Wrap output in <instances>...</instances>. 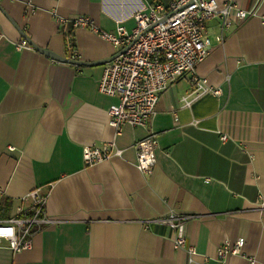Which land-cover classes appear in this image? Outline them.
I'll use <instances>...</instances> for the list:
<instances>
[{
    "label": "crops",
    "instance_id": "crops-1",
    "mask_svg": "<svg viewBox=\"0 0 264 264\" xmlns=\"http://www.w3.org/2000/svg\"><path fill=\"white\" fill-rule=\"evenodd\" d=\"M171 1L0 0V221L34 188L54 221L33 228L27 249L3 241L0 264H218L217 247L237 237L245 240L241 254L227 264H264V0H217L250 11L223 30L222 43L220 20L206 23L211 49L196 72L221 95L195 98L179 79L160 93L145 127L109 125L118 99L97 89L106 63L77 66L15 46L23 37L68 58L70 28L55 15L131 31L137 10H167ZM73 37L79 61L118 51L86 29ZM216 130L230 138L222 142ZM150 132L157 163L146 174L135 166L134 143ZM105 143L120 155L86 165L82 148ZM170 211L192 215L182 233L197 255L175 249L167 226H145Z\"/></svg>",
    "mask_w": 264,
    "mask_h": 264
},
{
    "label": "built area",
    "instance_id": "built-area-1",
    "mask_svg": "<svg viewBox=\"0 0 264 264\" xmlns=\"http://www.w3.org/2000/svg\"><path fill=\"white\" fill-rule=\"evenodd\" d=\"M250 11L239 9L231 1L219 3L217 0H173L167 10L159 4H152L133 14L135 26L127 31L119 23L113 31L101 29L88 15H78L72 19L55 15L60 26H68L66 50L69 59L78 60L73 32L86 29L118 50L123 49L107 62L97 82L100 93L116 97L118 102L109 106V125L119 131L124 124L145 127L156 113V103L160 93L179 79H186L190 85V95L199 97L204 94L220 96L218 86L208 82V78L196 72V66L208 55L211 41L206 35V23L212 19L220 20L219 43L224 39L223 30L235 22H242ZM166 17L163 21L162 18ZM17 50L32 49L28 41L21 37L15 42ZM184 105L190 100L183 97ZM175 119L176 113L172 111ZM222 142L230 136L216 130ZM156 134L150 132L134 143L135 166L142 173L149 174L157 163L155 154ZM243 148L246 144L240 142ZM121 150L112 143L101 147L82 148V160L86 165L107 160L120 155ZM16 215L0 221V245L14 252L31 246L33 228L54 223L45 210L46 197L34 188L21 199ZM262 204V203H261ZM192 215L170 211L162 217L146 221L145 226L162 224L171 230L175 249H183L189 258L198 254L194 245L187 243L182 233V224ZM244 238L237 237L233 242L223 241L216 249L215 260L227 264L228 258L241 254ZM252 261V259H249Z\"/></svg>",
    "mask_w": 264,
    "mask_h": 264
},
{
    "label": "water",
    "instance_id": "water-1",
    "mask_svg": "<svg viewBox=\"0 0 264 264\" xmlns=\"http://www.w3.org/2000/svg\"><path fill=\"white\" fill-rule=\"evenodd\" d=\"M0 9L5 13V11L1 8ZM6 14V13H5ZM166 17L162 18V21L165 19ZM25 36V35H24ZM28 41L29 44H31L33 46L34 49H36L37 51L41 52L42 54L46 55L47 57L57 60V61H61V62H67V63H71V64H75L77 66L80 65H94V64H102V63H107L109 61H111L116 55H118L120 52L123 51V49H120L118 51H116L113 55H111L108 58L105 59H101V60H97V61H93V62H84V61H79V60H71L69 58L54 54L46 49L40 48L36 45H34L32 42H30L29 39H26Z\"/></svg>",
    "mask_w": 264,
    "mask_h": 264
}]
</instances>
